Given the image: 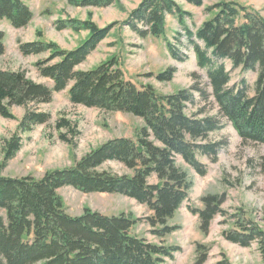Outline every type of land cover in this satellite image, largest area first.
<instances>
[{"label": "trees", "instance_id": "trees-1", "mask_svg": "<svg viewBox=\"0 0 264 264\" xmlns=\"http://www.w3.org/2000/svg\"><path fill=\"white\" fill-rule=\"evenodd\" d=\"M115 1L74 0L78 5L99 6ZM187 2L201 6L204 0ZM217 7L214 16L194 29L186 23L192 13L176 0H142L128 21L141 37L164 36L168 51L180 58L166 33L167 15H176L195 50L198 65L207 70L211 91L198 82L191 89L175 93L158 92L151 84L137 85L125 76L115 56L89 69L78 68L115 23L100 27L90 20L71 19L75 30L87 29L89 34L70 49L45 40L20 43L26 55L48 52L36 65L53 85L32 80L23 69L0 68V116L13 119L14 105L26 108L17 132L5 140L3 164L21 149L25 132L50 122L51 114L37 105L50 102L55 91L68 89L74 104L131 113L142 118L143 125L135 138H111L74 165L49 170L41 178L0 175V210L5 213H0V264H165L166 257L173 258L178 247L158 244L132 232L138 218L124 212L109 216L90 207L80 215L70 214L58 189L69 185L87 193H119L134 198L147 205L151 212L147 221L156 234L163 235L177 228L168 221L188 199L193 186L178 158L205 175L208 166L200 157L217 159L221 143L211 141L209 135L224 126L222 117L232 122L244 141L264 144V17L257 10L224 0ZM32 18L27 0H0V21L7 19L20 28ZM4 36L0 30V57L5 52ZM181 36L177 32L174 38L181 41ZM227 61L232 70L258 72L253 94L246 78L231 84ZM174 73L175 68H170L158 73L157 78L171 80ZM195 91L207 104L212 96L219 114L200 116L207 112L206 105L192 110L190 105L198 104ZM55 127L59 138L69 144L74 145L80 135L78 123L65 116ZM112 160L122 162L128 171L119 174L104 169L105 162ZM225 200V195L208 194L202 197L203 208L192 209L199 215L203 231L207 232L222 212ZM226 237L245 246L258 241L264 258V228L256 221L238 219ZM197 251L195 264H204L208 249L198 243Z\"/></svg>", "mask_w": 264, "mask_h": 264}, {"label": "rangeland", "instance_id": "rangeland-1", "mask_svg": "<svg viewBox=\"0 0 264 264\" xmlns=\"http://www.w3.org/2000/svg\"><path fill=\"white\" fill-rule=\"evenodd\" d=\"M142 0H116L115 3L99 5H78L74 0H27L33 11V18L25 27H14L9 20L0 21V30L5 34V52L0 57V68L5 70L23 69L34 81L50 86L52 81L42 76L36 65L37 61L48 56L44 51L37 54H24L20 43L34 40H45L57 43L60 47L70 49L77 46L89 30H75L71 19L90 20L97 26L105 27L115 23L110 33L99 43L97 48L81 63L78 68L89 69L101 61L115 56L119 59L125 76L137 85L151 84L158 92L175 93L180 89H191L198 82L200 86L211 91L207 70L198 65L195 50L189 43L184 30L179 25L176 15L168 14L166 18L167 37L179 52L180 58L174 57L168 49L164 36L148 35L141 37L128 23L131 12ZM185 10L192 13L186 23L192 28L200 26L205 20L214 16L222 0H204L201 6L176 0ZM242 4L257 10L264 17V0H224ZM142 26V24L140 25ZM182 33L181 41L174 35ZM202 43L201 41H199ZM231 70V84H239L246 78L250 94L254 93L258 72ZM175 68L171 80H160L157 74ZM197 108L207 106L204 114H219L218 104L210 97L206 103L200 93L195 91ZM39 110L49 112L48 124H39L33 130L22 135V147L13 158L4 163V143L15 132L26 108L14 105L15 118L0 116V175L24 177L33 175L41 178L47 171L66 168L75 164L91 149L115 137L135 138L143 119L128 112L109 111L99 107L74 104L68 95V89L55 91L50 102L37 105ZM65 116L78 123L80 135L74 145L59 138L55 125ZM224 126L211 132L209 139L221 143L216 160L208 155L200 160L207 164L205 175L199 174L183 158L178 163L186 169L193 181L188 199L183 202L168 224L177 228L169 233L158 235L153 231L146 216L151 212L146 204L119 193L83 192L73 186H63L58 192L65 201L67 212L80 215L85 207L109 216L124 212L139 220L132 232L147 238L149 241L178 247L173 258L166 257L165 264H195L198 256L197 246L202 243L208 249V258L204 264H264L258 241L249 246L233 242L226 237L229 229L236 227L238 219H251L264 228V144L244 141L232 122L222 117ZM104 169L123 174L127 170L120 161H107ZM154 181V177L151 178ZM208 194L225 195L220 212L212 220L207 232L201 229V220L192 209L203 208L202 197ZM1 214H5L0 210ZM249 224V221H245ZM36 264H42L41 262Z\"/></svg>", "mask_w": 264, "mask_h": 264}]
</instances>
